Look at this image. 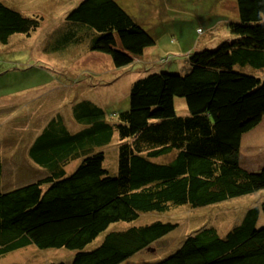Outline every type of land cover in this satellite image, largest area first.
Listing matches in <instances>:
<instances>
[{
	"label": "trees",
	"instance_id": "trees-1",
	"mask_svg": "<svg viewBox=\"0 0 264 264\" xmlns=\"http://www.w3.org/2000/svg\"><path fill=\"white\" fill-rule=\"evenodd\" d=\"M236 6L238 21L227 23L231 39L189 52L184 73L150 72L135 80L128 108L114 118L96 102L81 99L70 107L81 128L71 132L56 113L28 148L46 176L2 191L0 157V255L28 245L64 247L75 250L69 264H118L178 224L155 220L110 231L85 250L111 223L183 204L207 206L264 188V163L256 171L240 163L242 136L264 116V78L242 70L264 68V0H236ZM65 19L64 42L90 50L104 35L140 29L116 0H81ZM39 24L38 16L0 1L1 43L14 33L29 35ZM115 131L117 173L111 175L103 148L111 146ZM74 159L80 163L68 173L66 165ZM259 213V207L248 209L223 235L212 226L196 229L151 264H264Z\"/></svg>",
	"mask_w": 264,
	"mask_h": 264
},
{
	"label": "rangeland",
	"instance_id": "rangeland-1",
	"mask_svg": "<svg viewBox=\"0 0 264 264\" xmlns=\"http://www.w3.org/2000/svg\"><path fill=\"white\" fill-rule=\"evenodd\" d=\"M25 16H38L39 26L12 34L0 42V157L3 164L1 190L8 191L47 174L28 156V148L42 128L59 113L71 132L80 130L71 105L81 99L96 102L114 118L129 106L130 88L150 72L184 73L189 52L216 48L232 38L227 27L238 21L236 0H116L136 20L137 30L104 35L90 50L86 44L64 42L66 15L81 0H0ZM141 30V31H140ZM150 37V38H149ZM242 70L264 78V68L251 65ZM240 70V64L235 65ZM178 102V110L183 108ZM183 111V110H182ZM258 129V130H257ZM243 139L241 160L257 170L264 159V124ZM258 138L255 139V135ZM247 136V135H245ZM117 132L111 146H104V167L117 173ZM106 147V148H105ZM103 150V151H104ZM262 160L258 161V155ZM257 155L255 159L252 156ZM164 160H167L166 158ZM264 162V160H263ZM80 160L66 165L72 172ZM246 163V164H245ZM255 165V166H254ZM261 167V166H260ZM264 188L201 207L179 205L167 212L140 214L131 221L111 223L85 246L91 250L110 231L171 221L177 227L118 264H151L176 250L196 229L214 227L223 235L240 222L246 211L259 207L257 227L264 225ZM75 250L28 245L0 255V264H69Z\"/></svg>",
	"mask_w": 264,
	"mask_h": 264
},
{
	"label": "crops",
	"instance_id": "crops-1",
	"mask_svg": "<svg viewBox=\"0 0 264 264\" xmlns=\"http://www.w3.org/2000/svg\"><path fill=\"white\" fill-rule=\"evenodd\" d=\"M126 32V31H125ZM150 38V37H149ZM264 124V116H263V118H262V120H261V122L259 123V127H261L262 125ZM253 129H255V127L253 128ZM258 130V129H257ZM249 134H252V133H250V132H248ZM248 133H245L243 136H242V139H241V145H242V141H243V139H250V137L248 136L249 134ZM261 134H263V133H260L259 134V132H258V134H257V137H256V135H255V139H257L258 138V135H261ZM245 135H247V136H245ZM259 139V138H258ZM241 148L242 147H240V163H241V165H242V167H244V168H246V169H248V170H252V171H255V169H253V168H249V167H251V166H249L250 164H252V163H250V164H248V166H244L243 164H242V160H241ZM258 155V154H257ZM257 155H254V157L252 156V159H255L256 157H257ZM258 157L259 158H257L258 159V161L260 160H262V158H261V156H259L258 155ZM264 160V159H263ZM263 160H262V162H259V166L258 167H256V169L258 170L259 168H260V166H262L263 165ZM246 164V163H245ZM255 166V165H254Z\"/></svg>",
	"mask_w": 264,
	"mask_h": 264
}]
</instances>
